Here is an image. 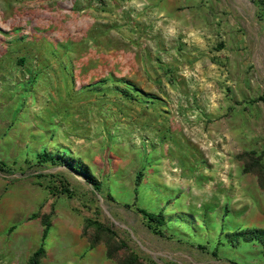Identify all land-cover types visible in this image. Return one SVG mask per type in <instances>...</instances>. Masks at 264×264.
<instances>
[{
    "label": "rangeland",
    "instance_id": "rangeland-1",
    "mask_svg": "<svg viewBox=\"0 0 264 264\" xmlns=\"http://www.w3.org/2000/svg\"><path fill=\"white\" fill-rule=\"evenodd\" d=\"M21 120L46 135L0 177L44 196L0 221V264H29L44 216L39 264H264L240 236L264 229L258 0H0V130ZM139 208L165 214L162 233Z\"/></svg>",
    "mask_w": 264,
    "mask_h": 264
},
{
    "label": "crops",
    "instance_id": "crops-1",
    "mask_svg": "<svg viewBox=\"0 0 264 264\" xmlns=\"http://www.w3.org/2000/svg\"><path fill=\"white\" fill-rule=\"evenodd\" d=\"M22 118L25 119V117ZM18 126L17 129L13 126V130H6V128L0 130L1 158L11 160L28 158L33 149H38L33 146L36 142L33 138L39 137L41 134L46 135L45 130H30V124L22 120L18 123ZM20 127L22 130H18ZM82 143L78 139L71 141L75 153L90 165L92 161H96V149H93V142L78 146ZM43 193L42 186L33 185L30 178L11 181L0 177V221L6 222L9 218L17 219V221L23 220L25 211L36 208L37 203L40 204L42 196H44ZM26 234L28 235V232ZM97 253L100 254L101 251L98 250Z\"/></svg>",
    "mask_w": 264,
    "mask_h": 264
},
{
    "label": "trees",
    "instance_id": "trees-1",
    "mask_svg": "<svg viewBox=\"0 0 264 264\" xmlns=\"http://www.w3.org/2000/svg\"><path fill=\"white\" fill-rule=\"evenodd\" d=\"M260 3L264 4V0H258ZM38 161L41 163L44 162H51L52 164H61L65 165L68 168H70L73 172H76L78 174H81L85 177V179L91 183L96 190L101 189V185L99 180L93 175L88 165H86L82 160L74 157H68V156H52L47 152H43L38 156ZM141 173L139 174V176ZM138 176V180H139ZM140 212H142L149 221V226L153 228L155 231H158L159 233H162L160 226L164 225L165 220V214L163 213H155L148 211L144 208H139ZM43 219L44 224V231H43V240L46 238L50 222L47 221L46 217ZM241 237H243L244 240H257L260 243L264 245V229H248L240 234ZM42 240L40 246L37 248V250L34 251L33 255L30 258L29 264H39L41 257L45 254V244Z\"/></svg>",
    "mask_w": 264,
    "mask_h": 264
}]
</instances>
